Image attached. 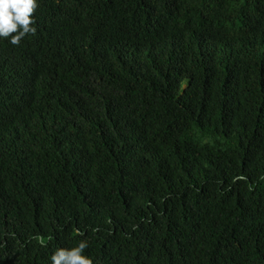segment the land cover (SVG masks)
<instances>
[{"label":"trees","instance_id":"1","mask_svg":"<svg viewBox=\"0 0 264 264\" xmlns=\"http://www.w3.org/2000/svg\"><path fill=\"white\" fill-rule=\"evenodd\" d=\"M32 19L0 39V264H264V0Z\"/></svg>","mask_w":264,"mask_h":264},{"label":"clouds","instance_id":"2","mask_svg":"<svg viewBox=\"0 0 264 264\" xmlns=\"http://www.w3.org/2000/svg\"><path fill=\"white\" fill-rule=\"evenodd\" d=\"M38 6V0H0V39L18 46L26 35H35V20L32 14ZM235 180H246L238 175ZM86 241H79L72 248H57L49 257V264H93V259L85 254Z\"/></svg>","mask_w":264,"mask_h":264}]
</instances>
